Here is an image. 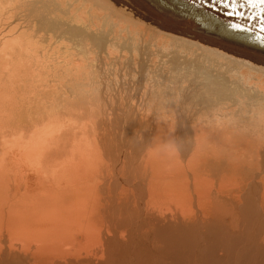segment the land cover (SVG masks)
<instances>
[{"label": "bare ground", "instance_id": "1", "mask_svg": "<svg viewBox=\"0 0 264 264\" xmlns=\"http://www.w3.org/2000/svg\"><path fill=\"white\" fill-rule=\"evenodd\" d=\"M0 264H264V0H0Z\"/></svg>", "mask_w": 264, "mask_h": 264}]
</instances>
